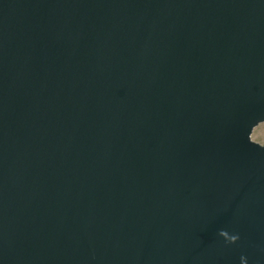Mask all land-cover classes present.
I'll return each mask as SVG.
<instances>
[{
    "label": "water",
    "instance_id": "obj_1",
    "mask_svg": "<svg viewBox=\"0 0 264 264\" xmlns=\"http://www.w3.org/2000/svg\"><path fill=\"white\" fill-rule=\"evenodd\" d=\"M261 123L264 0H0V264H264Z\"/></svg>",
    "mask_w": 264,
    "mask_h": 264
},
{
    "label": "rangeland",
    "instance_id": "obj_2",
    "mask_svg": "<svg viewBox=\"0 0 264 264\" xmlns=\"http://www.w3.org/2000/svg\"><path fill=\"white\" fill-rule=\"evenodd\" d=\"M261 133H264V123H261V125H259L253 133V139L264 144V138Z\"/></svg>",
    "mask_w": 264,
    "mask_h": 264
},
{
    "label": "clouds",
    "instance_id": "obj_3",
    "mask_svg": "<svg viewBox=\"0 0 264 264\" xmlns=\"http://www.w3.org/2000/svg\"><path fill=\"white\" fill-rule=\"evenodd\" d=\"M220 235L225 237L229 242H235L239 239L238 235H230L227 230H221ZM244 264H247L246 259L244 260Z\"/></svg>",
    "mask_w": 264,
    "mask_h": 264
},
{
    "label": "built area",
    "instance_id": "obj_4",
    "mask_svg": "<svg viewBox=\"0 0 264 264\" xmlns=\"http://www.w3.org/2000/svg\"><path fill=\"white\" fill-rule=\"evenodd\" d=\"M260 125H261V124H260ZM257 127H258V126H257ZM257 127H256V128H257ZM256 128H255V129H256ZM261 135H262V136H263V138H264V133H261Z\"/></svg>",
    "mask_w": 264,
    "mask_h": 264
}]
</instances>
